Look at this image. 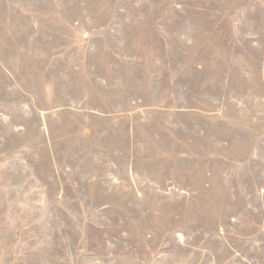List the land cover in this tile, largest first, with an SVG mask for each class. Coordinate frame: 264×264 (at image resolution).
Returning <instances> with one entry per match:
<instances>
[{
	"label": "rangeland",
	"instance_id": "obj_1",
	"mask_svg": "<svg viewBox=\"0 0 264 264\" xmlns=\"http://www.w3.org/2000/svg\"><path fill=\"white\" fill-rule=\"evenodd\" d=\"M0 264H264V0H0Z\"/></svg>",
	"mask_w": 264,
	"mask_h": 264
}]
</instances>
